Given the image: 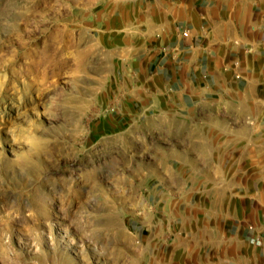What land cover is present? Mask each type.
<instances>
[{
    "label": "rangeland",
    "instance_id": "1",
    "mask_svg": "<svg viewBox=\"0 0 264 264\" xmlns=\"http://www.w3.org/2000/svg\"><path fill=\"white\" fill-rule=\"evenodd\" d=\"M145 2L0 0V264H256L264 218L244 190L262 184L240 156L210 171L198 218L196 121L129 119Z\"/></svg>",
    "mask_w": 264,
    "mask_h": 264
},
{
    "label": "crops",
    "instance_id": "2",
    "mask_svg": "<svg viewBox=\"0 0 264 264\" xmlns=\"http://www.w3.org/2000/svg\"><path fill=\"white\" fill-rule=\"evenodd\" d=\"M130 12L129 119L196 121V217L213 205L207 193L217 161L232 165L240 156L245 176L262 184L247 183L244 199L255 193L264 218V0H146ZM220 144L240 148L221 154ZM160 189L167 198L169 188ZM263 252L261 246L250 258L264 264Z\"/></svg>",
    "mask_w": 264,
    "mask_h": 264
}]
</instances>
